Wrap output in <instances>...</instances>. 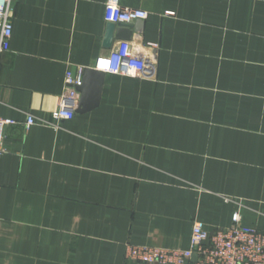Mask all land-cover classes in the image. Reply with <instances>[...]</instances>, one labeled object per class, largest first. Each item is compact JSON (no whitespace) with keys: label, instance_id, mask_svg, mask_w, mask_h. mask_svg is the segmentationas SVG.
<instances>
[{"label":"crops","instance_id":"crops-1","mask_svg":"<svg viewBox=\"0 0 264 264\" xmlns=\"http://www.w3.org/2000/svg\"><path fill=\"white\" fill-rule=\"evenodd\" d=\"M105 1L11 2L0 264H154L126 245L187 248L234 211L264 233V0H119L148 15L110 47ZM121 40L156 76L104 73L96 107L46 124L66 70Z\"/></svg>","mask_w":264,"mask_h":264},{"label":"built area","instance_id":"built-area-1","mask_svg":"<svg viewBox=\"0 0 264 264\" xmlns=\"http://www.w3.org/2000/svg\"><path fill=\"white\" fill-rule=\"evenodd\" d=\"M12 0H0V55L9 50L12 35L10 20ZM148 13L139 8L122 6L119 0H106L104 21L107 23H133L147 17ZM164 15L174 16L173 11ZM155 47L154 43L148 44ZM94 69L110 74H120L141 78H154L157 59L154 55H141L128 40H121L109 52L97 56ZM83 69H67L58 98V106L51 113L46 124H56L60 120L74 117L79 99L78 87L82 83ZM12 118L0 115V150L4 139V128L14 124ZM34 123L28 116L26 125ZM192 256L195 259L192 260ZM125 257L140 263L154 264H264V233L242 222L241 214L234 211L231 223L214 231L206 230L202 224L194 223L189 234L187 248H164L148 245L127 244Z\"/></svg>","mask_w":264,"mask_h":264},{"label":"water","instance_id":"water-1","mask_svg":"<svg viewBox=\"0 0 264 264\" xmlns=\"http://www.w3.org/2000/svg\"><path fill=\"white\" fill-rule=\"evenodd\" d=\"M141 21H136L135 25L127 23H107L106 34L104 39V45L110 47L113 38L128 39L132 34V27L137 31L141 28ZM104 79V72L96 70L94 68H84L82 75V83L77 88L80 94L75 114H82L94 107H96L100 101L102 83ZM195 256H192V260Z\"/></svg>","mask_w":264,"mask_h":264}]
</instances>
